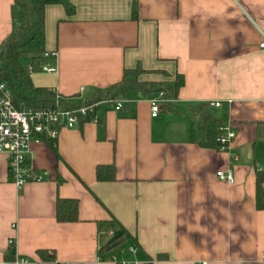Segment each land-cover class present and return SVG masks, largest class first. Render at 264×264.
Instances as JSON below:
<instances>
[{
    "label": "crops",
    "instance_id": "0c3cea01",
    "mask_svg": "<svg viewBox=\"0 0 264 264\" xmlns=\"http://www.w3.org/2000/svg\"><path fill=\"white\" fill-rule=\"evenodd\" d=\"M45 10L54 72L31 75L62 102L82 104L141 64L142 81L184 85L151 116L150 100L128 94L120 111L61 129L55 152L33 144L30 161L44 179L20 191L0 154V264H264V211L257 180L264 166V0H70ZM13 0H0V45L12 30ZM236 131L221 151L191 140L199 113ZM237 156V159H234ZM101 165L116 180H97ZM231 169L234 183L219 179ZM79 202L77 222L56 218L58 198ZM123 229L126 250H99ZM15 256L7 259L9 240ZM130 247L137 248L135 253ZM39 250L55 253L42 260ZM25 262H20V260Z\"/></svg>",
    "mask_w": 264,
    "mask_h": 264
},
{
    "label": "trees",
    "instance_id": "16d2710c",
    "mask_svg": "<svg viewBox=\"0 0 264 264\" xmlns=\"http://www.w3.org/2000/svg\"><path fill=\"white\" fill-rule=\"evenodd\" d=\"M49 5H62L66 13L72 16L75 6L70 0H13L11 5L12 30L9 36L0 45V79L12 93L13 103L18 109L43 108L56 103L57 93L46 87L36 86L31 75L43 72L46 64L56 65V56L46 49L45 10ZM138 1L132 5V18L138 19ZM31 67V71L28 67ZM148 73L141 64L133 69H125L121 81L105 90L99 91L82 104L95 103L101 100L126 101L128 94L139 91L149 97L164 92L167 98L174 99L178 90L184 85L183 75L178 74L172 83L146 82L140 77ZM65 107L78 106L62 102ZM209 104L194 107L199 113L191 140L204 148H218V127L222 121L218 120L210 111ZM49 146L57 152L54 140H46ZM97 180L111 182L116 180L115 166L101 165L96 169ZM257 208L264 211V174L259 173L257 180ZM56 218L60 223L77 222L79 219V202L76 199H57ZM130 238L127 230L114 238L108 245L101 248L99 253L108 254L117 250H126V241ZM125 249V250H124ZM42 260H55V253L49 250H39ZM15 256L14 246H10L7 259Z\"/></svg>",
    "mask_w": 264,
    "mask_h": 264
},
{
    "label": "built area",
    "instance_id": "2783aa9c",
    "mask_svg": "<svg viewBox=\"0 0 264 264\" xmlns=\"http://www.w3.org/2000/svg\"><path fill=\"white\" fill-rule=\"evenodd\" d=\"M264 48V42L261 44ZM56 56L55 52L51 53ZM31 71V67H28ZM55 66L46 64L43 72H54ZM151 116L157 117L161 105H168L173 99L167 98L164 92H160L150 101ZM126 101L101 100L95 103L80 104L78 106L65 107L58 98L52 106L43 108H22L18 109L13 103L12 93L7 85L0 79V154L6 156L8 162V172L12 182L20 191L27 183L39 182L44 179L31 165L30 153L33 144H38L46 140L58 139L63 128H76L85 122H95L99 120V113L103 110L120 111L124 108ZM210 106L219 107V102H210ZM217 142L219 150L225 151L236 137L235 129L229 123H222L218 127ZM237 159V156H234ZM264 174V166L259 169ZM217 176L223 181L234 183V174L231 169L218 171ZM14 240H9V245L14 246ZM129 251L135 253L137 248L130 247ZM113 261L117 264H137L135 262H119L116 256ZM25 262V260H20ZM264 262V255L262 256ZM201 264H208L207 261Z\"/></svg>",
    "mask_w": 264,
    "mask_h": 264
},
{
    "label": "rangeland",
    "instance_id": "374dc122",
    "mask_svg": "<svg viewBox=\"0 0 264 264\" xmlns=\"http://www.w3.org/2000/svg\"><path fill=\"white\" fill-rule=\"evenodd\" d=\"M144 75H145V74H143L142 76H144ZM142 76H141V77H142ZM141 77H140V80H141ZM146 82H153V81H146Z\"/></svg>",
    "mask_w": 264,
    "mask_h": 264
}]
</instances>
